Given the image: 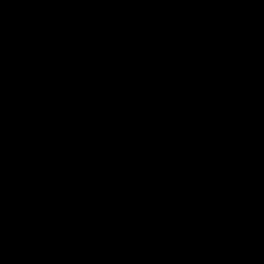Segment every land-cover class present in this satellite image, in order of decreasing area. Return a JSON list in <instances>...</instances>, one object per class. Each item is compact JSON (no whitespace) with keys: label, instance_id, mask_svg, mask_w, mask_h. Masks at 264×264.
Instances as JSON below:
<instances>
[{"label":"water","instance_id":"95a60500","mask_svg":"<svg viewBox=\"0 0 264 264\" xmlns=\"http://www.w3.org/2000/svg\"><path fill=\"white\" fill-rule=\"evenodd\" d=\"M0 264H264V0H0Z\"/></svg>","mask_w":264,"mask_h":264}]
</instances>
